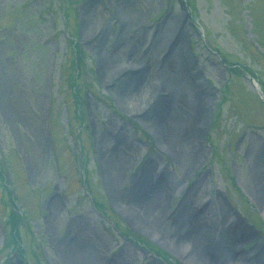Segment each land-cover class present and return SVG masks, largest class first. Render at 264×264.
<instances>
[{"label": "rangeland", "instance_id": "rangeland-1", "mask_svg": "<svg viewBox=\"0 0 264 264\" xmlns=\"http://www.w3.org/2000/svg\"><path fill=\"white\" fill-rule=\"evenodd\" d=\"M187 1L204 40L179 0H0V264H80L60 250L67 239L95 264H193L171 240L179 216L203 229L210 264H226L229 249L238 264H264V104L222 59L264 88V0ZM174 57L200 108L176 92L165 124L173 116L194 132L197 163L181 161L151 112L154 90L169 95L159 69ZM11 181L26 213L23 261L10 240ZM138 185L163 193L158 220L130 202Z\"/></svg>", "mask_w": 264, "mask_h": 264}, {"label": "bare ground", "instance_id": "bare-ground-1", "mask_svg": "<svg viewBox=\"0 0 264 264\" xmlns=\"http://www.w3.org/2000/svg\"><path fill=\"white\" fill-rule=\"evenodd\" d=\"M93 7H90L87 12L84 13V20L87 24L89 23H93L96 22L95 19V11L94 12L91 10ZM99 54L102 57V63H105V54L99 50ZM104 63L102 64V68L105 70V66ZM151 65H154V62H150ZM147 67V66H146ZM141 67L138 69V71H146L144 70L146 68ZM160 73L162 71L163 76L165 77V79H163L165 82L160 81V87L161 88V83L165 85L166 90L169 92V95L164 98L161 99L160 95H157V90H154V95L155 98L159 100V103L161 104L160 106H156V107H151V112L154 110H157V114L155 115L156 118L162 123L163 129H164V133L165 136H167V138H169L170 143L174 146V147H178L179 152H178V156H180L181 161H185L187 164L188 163H197L199 160V157L196 153V144L195 141L193 139L194 136V132H192L189 128L186 129L185 124H181V123H177L176 120L174 119V117H171V121L173 126L168 125L167 126V122L165 124V120L167 119V110L169 109V104L171 103V101H173L175 93L179 92L181 95H187L190 98V104L195 107L194 109L200 108V104H198V98L191 93V90L188 88V86L186 85V81L184 80V71L183 68L180 64H178V61L176 59V57L172 58V60L169 61V63L163 68L161 69L160 66ZM160 79H161V74H160ZM178 79V81H176ZM135 80H137L135 78ZM132 82H126L125 84H131ZM135 82H133V86ZM132 85V84H131ZM167 85V86H166ZM139 89V87H138ZM133 90V89H132ZM143 90V89H141ZM138 90V91H141ZM137 91V93H138ZM132 92V91H131ZM148 110V108L144 109ZM168 121V120H167ZM170 121V123H171ZM169 123V122H168ZM177 126H176V125ZM163 134L162 137L164 139V142H167V139ZM251 158L253 159V161H257L258 162V157L257 155H252ZM113 164V162H112ZM114 168L111 169L112 173H111V177L113 180L114 184H111L112 187L113 186H117V178H116V172L120 169V162L117 160L114 164ZM260 183L263 184L264 182V178L261 177L260 178ZM116 184V185H115ZM120 189H117V191L119 192ZM117 192V194H118ZM116 194V195H117ZM119 195V194H118ZM131 200L130 202H132V204L134 206H137L138 209H141V212L145 215H149L152 217V219L154 220H158L159 219V214H160V208L161 206L164 204V197H163V193L160 191H153L151 189H147L145 187V185H138L137 187H135V189L132 191L131 193ZM263 197H260L259 201H260V205H262L264 203V199H262ZM188 217V216H187ZM184 218V216H179L178 219H176V225H175V230L173 233V236L171 238V240L174 241V243H181L182 246H184L185 248H189L192 253L194 254V256L196 257L195 262H193V264H210L209 261L205 260L202 257V244L204 243V232L203 229L201 227H196L192 230L186 229L185 226H183L181 220ZM188 219V218H187ZM186 219V220H187ZM195 227V226H194ZM155 237H157L156 235H154ZM230 241L235 242L234 240L231 239H227L225 240V242H229L230 244H232ZM219 240H217L216 245H219ZM234 246V244H232ZM228 249V248H227ZM60 250L62 251L64 257L66 258V260L68 259H76L80 262V264H95L96 260L92 258V256L90 255V252L87 250H83L79 247H72L69 244V239H67L66 241H63V243H61L60 245ZM225 250L227 253L224 255H222V258H225L227 263L226 264H238L237 260L235 259L236 256L235 254L232 252V249ZM192 261V259H191ZM77 263V261H76ZM79 264V263H78Z\"/></svg>", "mask_w": 264, "mask_h": 264}, {"label": "trees", "instance_id": "trees-1", "mask_svg": "<svg viewBox=\"0 0 264 264\" xmlns=\"http://www.w3.org/2000/svg\"><path fill=\"white\" fill-rule=\"evenodd\" d=\"M189 4L192 6L191 2H189ZM193 12L195 13L194 8H193ZM241 67H242L241 64H239V65H236L234 67V69L238 71L241 69ZM247 68H249V67H247ZM1 176H2V171L0 170V177ZM21 219L22 218H21L20 214L15 213V212L12 213L11 218H10V225L12 226L11 241L14 245L17 246V249L24 252V250L18 246V240H20V237H21V235H19L20 232L18 231V226H19L20 222L22 221Z\"/></svg>", "mask_w": 264, "mask_h": 264}, {"label": "water", "instance_id": "water-1", "mask_svg": "<svg viewBox=\"0 0 264 264\" xmlns=\"http://www.w3.org/2000/svg\"><path fill=\"white\" fill-rule=\"evenodd\" d=\"M179 2H180L181 9H182V14L192 21V16L187 6V0H179Z\"/></svg>", "mask_w": 264, "mask_h": 264}]
</instances>
